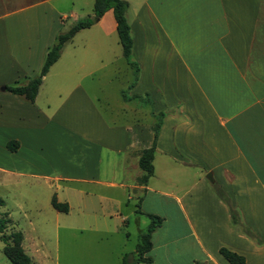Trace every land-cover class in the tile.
I'll use <instances>...</instances> for the list:
<instances>
[{
	"label": "crops",
	"instance_id": "1",
	"mask_svg": "<svg viewBox=\"0 0 264 264\" xmlns=\"http://www.w3.org/2000/svg\"><path fill=\"white\" fill-rule=\"evenodd\" d=\"M50 1L0 0V172L43 180L54 233L116 235L113 262L91 264H118L127 254L124 227L132 217L149 224L147 214L162 218L145 253L152 264H230L222 247L264 264V0H125L138 70L122 107L109 108L112 118L78 78L90 70L53 82L38 102L75 35L34 103L2 89L36 75L56 35L78 20L67 24ZM94 25L103 36L116 32L112 10ZM156 121L153 173L138 184L139 155L152 145ZM53 194L67 212L52 207Z\"/></svg>",
	"mask_w": 264,
	"mask_h": 264
},
{
	"label": "rangeland",
	"instance_id": "2",
	"mask_svg": "<svg viewBox=\"0 0 264 264\" xmlns=\"http://www.w3.org/2000/svg\"><path fill=\"white\" fill-rule=\"evenodd\" d=\"M19 4L18 1L12 2L10 8L18 7ZM50 4L62 12H66L67 24H71L74 18L93 17V0H52ZM70 13L71 16H69ZM61 55L59 62L54 65L52 75L48 76L40 92L38 102H44V89L53 82L60 79L62 83H69L75 79L77 74L74 73H86L90 70L91 74L79 75L78 78L88 88L90 94L98 98V105L102 112L108 118H112L109 115V108L116 110L122 107V102L128 93L126 87L135 78L133 68L123 57L116 32L103 36L96 25L81 30L64 46ZM70 55H76V57ZM131 60L135 61L132 58ZM36 179L25 175L13 177L0 172V198L4 201V205L0 206V215L8 212V218L11 220L4 232L8 234L14 229L23 232L22 246L31 257L30 264L113 262L118 246L116 235H100L88 230L81 233L74 232V230L58 229L56 233L53 232L52 224L56 222V219L45 213L44 210V207L51 209L48 189L42 183V179ZM58 194L62 196L61 191H58ZM36 206L43 208L41 216H38L35 210L33 211ZM29 217L34 223V227H43L41 232L37 233L33 230L29 223ZM68 219L65 217L59 220L62 223ZM141 219L145 223L135 222L132 217L128 226L124 227L129 232L123 249V252L127 254L132 253L135 245L139 242V232L148 225V219L145 216ZM42 220H45L44 223ZM3 246L4 244L0 240V264H10L2 250Z\"/></svg>",
	"mask_w": 264,
	"mask_h": 264
},
{
	"label": "trees",
	"instance_id": "3",
	"mask_svg": "<svg viewBox=\"0 0 264 264\" xmlns=\"http://www.w3.org/2000/svg\"><path fill=\"white\" fill-rule=\"evenodd\" d=\"M127 8L128 3L125 0H93V17L78 19L68 29L56 35L55 41L47 50L42 66L36 75L3 85L2 89L14 95H17L26 102L34 103L43 77L48 72L50 66L58 59L63 45L68 42L76 34V32L81 29L88 28L96 21H98L99 18L104 14V12L109 9L112 10L113 17L116 23V33L122 48L123 57L130 65V67L133 68L134 73H137L138 64L135 61L131 60L132 33L130 25L126 18ZM161 116H163V113L159 114L160 118ZM159 126V121L154 122L152 126V145L149 148L143 149L139 155L138 166L142 170L143 174L137 178L138 184H146L148 178L153 173L152 160L154 156L155 142L158 135ZM17 146L18 143L14 140L6 143V147L10 151H15ZM214 190L220 198L228 203L233 223L239 224L236 210L231 206L225 194L216 186H214ZM3 205L4 201L0 198V206ZM51 205L58 211H68L67 203L57 201L55 194H53L51 197ZM147 216L150 219V222L145 232L141 234L140 241L136 244L134 252L136 255L134 256V253L125 254L118 264H152L151 258L145 256V253L151 248V233L157 226L160 225L162 218L158 215L153 214H147ZM9 222L10 219L8 218V212L2 213L0 215V240L4 244L2 250L8 257L10 264H30L31 257L25 252L22 246V232L20 230L14 229L10 233L5 234L4 231L7 228ZM244 230L249 234V232L245 228ZM219 252L230 264H246L242 255H239L224 247L220 248Z\"/></svg>",
	"mask_w": 264,
	"mask_h": 264
},
{
	"label": "water",
	"instance_id": "4",
	"mask_svg": "<svg viewBox=\"0 0 264 264\" xmlns=\"http://www.w3.org/2000/svg\"><path fill=\"white\" fill-rule=\"evenodd\" d=\"M210 181H212V177H211V175L210 174H207V176H206Z\"/></svg>",
	"mask_w": 264,
	"mask_h": 264
}]
</instances>
